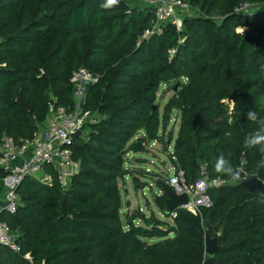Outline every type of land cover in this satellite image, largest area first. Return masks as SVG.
<instances>
[{"label":"trees","instance_id":"1","mask_svg":"<svg viewBox=\"0 0 264 264\" xmlns=\"http://www.w3.org/2000/svg\"><path fill=\"white\" fill-rule=\"evenodd\" d=\"M141 1L105 10L103 0H0V139H31L52 107L72 110L74 71L100 77L87 103L99 119L73 146L79 175L67 190L33 178L21 184L17 213L2 215L20 252L0 245V264H264V194L227 183L213 167L223 153L264 182L261 154L243 147L256 128L247 112L264 117V0H182L192 12L182 29L167 24L150 38L144 33L155 14ZM244 4L251 13L238 12ZM163 85L175 94L161 114ZM175 112V170L188 185L204 176L224 185L210 190L212 208L168 216L158 181L156 204L172 224L162 231L154 213L138 212L124 225L120 181L133 176L143 186L126 157L153 142L169 149L174 134L165 132ZM206 236L218 241L214 256Z\"/></svg>","mask_w":264,"mask_h":264},{"label":"built area","instance_id":"2","mask_svg":"<svg viewBox=\"0 0 264 264\" xmlns=\"http://www.w3.org/2000/svg\"><path fill=\"white\" fill-rule=\"evenodd\" d=\"M141 2L152 8L155 14L154 26L145 31V38L161 35L162 27L167 24L176 26L178 30L182 29L189 11L188 5L182 0ZM250 9V5L244 4L238 12H248ZM169 54L173 57L175 51L170 50ZM99 80V76L85 68L74 71L71 83L75 89L76 103L72 110L52 107L47 120L39 126L31 139L21 143L9 136L0 139V245L20 252L18 235L2 219V215L17 213L20 206L18 190L27 178H33L48 187L58 185L67 190L79 175L81 164L74 157L73 146L76 140L73 136L79 131L83 135L84 128L99 119L97 114L87 109L88 89ZM168 185L178 195L188 196L189 203L184 209L197 216L201 210L212 208L213 199L209 192L212 188L224 185V181L204 176L195 185H188L183 173L177 172L173 167ZM26 258L32 261L30 255Z\"/></svg>","mask_w":264,"mask_h":264},{"label":"rangeland","instance_id":"3","mask_svg":"<svg viewBox=\"0 0 264 264\" xmlns=\"http://www.w3.org/2000/svg\"><path fill=\"white\" fill-rule=\"evenodd\" d=\"M251 13V10L248 11ZM188 14H192L189 10ZM242 27V26H241ZM240 27V28H241ZM245 30L247 27H242ZM247 31V30H246ZM175 92L172 88L167 85H163L158 95L159 112L163 114L164 109L168 101L174 96ZM99 118V117H97ZM180 127V118L177 112L171 116V122L166 135L172 132L174 134V142L167 149L163 144L153 142L147 146V151L139 154H129L127 159V169L136 176L139 177L141 184L143 185L140 189H137L134 183L133 176H129L126 179L120 181V190L122 195V217L124 225H127L126 217H132L138 212H142L147 217L151 213H154L158 218L155 225L162 231H166L167 227L164 225L172 224L171 219H166L162 214L159 207L156 204L157 196L162 195V191L159 189L157 182H165L168 184V177L173 171V165L169 159V155L172 153L174 148L175 140L178 137ZM141 134V133H140ZM88 136V129L84 130L82 138ZM168 140V139H166ZM143 172V173H139ZM141 176H140V175ZM136 225H143L142 221L137 220ZM160 239H148L149 244H154Z\"/></svg>","mask_w":264,"mask_h":264},{"label":"clouds","instance_id":"4","mask_svg":"<svg viewBox=\"0 0 264 264\" xmlns=\"http://www.w3.org/2000/svg\"><path fill=\"white\" fill-rule=\"evenodd\" d=\"M121 0H103L100 7L105 10H112L119 6ZM238 32L243 33L244 28H238ZM231 104H235L234 100L229 101ZM247 120L256 125V128L245 136L243 140V147L245 149H255L261 154V166H264V117L258 115L255 110L250 109L247 112ZM214 171L223 177L227 178V183L234 184L241 182L248 178L244 174L243 168L234 166L229 158L223 153L216 157L214 162Z\"/></svg>","mask_w":264,"mask_h":264},{"label":"water","instance_id":"5","mask_svg":"<svg viewBox=\"0 0 264 264\" xmlns=\"http://www.w3.org/2000/svg\"><path fill=\"white\" fill-rule=\"evenodd\" d=\"M175 90H178L176 87ZM73 138L75 140L82 138V131L77 132ZM241 187L248 191L249 194L253 195L256 192L264 194V182H262L258 177L251 176L246 180H243ZM167 198L165 200L166 208L165 214L172 215L178 209H184L188 203L189 198L187 195H178L168 184L164 186ZM2 206L4 204L1 203ZM206 253L210 256H214L219 251L217 239H212L210 236H206L205 239Z\"/></svg>","mask_w":264,"mask_h":264}]
</instances>
